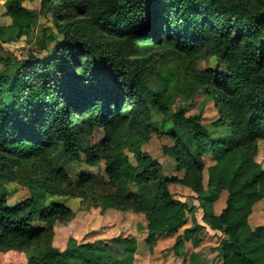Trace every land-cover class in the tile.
<instances>
[{"label": "trees", "instance_id": "1", "mask_svg": "<svg viewBox=\"0 0 264 264\" xmlns=\"http://www.w3.org/2000/svg\"><path fill=\"white\" fill-rule=\"evenodd\" d=\"M26 1L5 0L11 23L0 27V254L37 250L27 264H135L140 244L131 235L71 238L56 248V224L76 217L67 198L144 215L139 230L152 250L158 235L188 223L187 203L170 190L181 185L211 205L204 218L221 233L218 264H264V223H250L264 220L256 161L264 141V0H42L51 24L26 57H5L2 44L34 38L40 11ZM175 61L187 64L191 82L173 70ZM200 62L207 66L198 70ZM181 96H204L217 118L205 125L203 112L173 111ZM97 130L104 140L86 144ZM153 135L171 142L163 153L183 177L164 176L146 152ZM72 162L98 167L112 193L97 195L99 175L90 173L73 185ZM27 168L41 174L23 177ZM16 181L29 195L9 205L6 186ZM216 191L228 193L220 214L212 209ZM197 234L185 229L177 253Z\"/></svg>", "mask_w": 264, "mask_h": 264}, {"label": "rangeland", "instance_id": "2", "mask_svg": "<svg viewBox=\"0 0 264 264\" xmlns=\"http://www.w3.org/2000/svg\"><path fill=\"white\" fill-rule=\"evenodd\" d=\"M42 0H27L25 5L28 8L41 10ZM11 23L10 18L6 15L5 0H0V27L9 25ZM51 24L50 16L45 12L40 11L38 19V25L35 29L33 40L27 44L25 39L20 41H11L9 43L2 44L7 51L3 54L5 57L13 56L19 58L26 57L29 51H33L35 43L42 36V31L45 27ZM172 66L175 72H178L182 76V80L186 79V82H191L190 75L192 71H187V64L175 61ZM207 66L206 62H200L197 69L201 70ZM154 77L152 80L155 83ZM180 107L186 109V115H195L203 112L202 122L205 125H210L212 121L217 118V112L212 103L206 101L204 96H199L195 100H188L186 97H177L172 110L177 111ZM158 121H161L162 116H157ZM105 138L103 130H97L93 135L87 138V143L92 146L100 144ZM171 142L165 138H158L153 135L151 142L145 146L146 152L157 158L162 164V171L164 176L177 175L183 177L184 172L179 173L176 170V163L171 156L163 153V147L169 145ZM82 159L85 156L82 155ZM256 161L264 169V141L259 142V150L256 156ZM207 164L212 162L208 159ZM70 181L75 186L80 185V180L88 173L99 175L95 183L94 192L97 195H104L112 193L111 187L105 182V177L102 178L98 167H90L84 162H72L67 167ZM21 174V173H20ZM41 174L40 170L27 168L25 172H22L23 177H38ZM207 172L205 173V184L207 183ZM7 196L6 200L9 205H14L24 200L29 195V190L21 186L16 181L6 186ZM171 192L175 200H180L187 203L189 207L188 223L178 234H162L155 238L152 250L149 249L145 239L148 236L147 231L139 230V226H146L147 221L144 215L136 214L132 211H118L114 209H103L101 202L83 199L82 197L70 196L67 198L68 204L76 211V217L68 223H57L55 226V236L53 245L64 250L71 238L78 241V243L103 241L111 242L112 239L119 236H134L139 240V251L136 256L135 264H218L220 259L218 258L219 243L221 241V233L210 230L208 219H205V215L209 212L211 205L206 203L205 200L199 198L191 188L181 185H171ZM215 201L212 203V209L214 214H220L226 206V200L228 197L227 191L218 193ZM99 197V196H98ZM259 203L256 211L260 210L263 205ZM262 214V213H261ZM255 217V216H254ZM251 218L250 223L253 227L263 224V218L261 220ZM197 228V236L184 239L183 250L178 254L176 251L175 243L179 235H184L185 229ZM202 242L200 243V239ZM114 254L116 257H121L123 248L117 245H113ZM38 255L37 250L29 251H10L0 254V264H27L28 260L32 256Z\"/></svg>", "mask_w": 264, "mask_h": 264}]
</instances>
